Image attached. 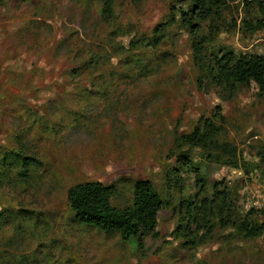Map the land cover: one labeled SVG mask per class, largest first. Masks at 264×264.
Instances as JSON below:
<instances>
[{
    "label": "rangeland",
    "instance_id": "rangeland-1",
    "mask_svg": "<svg viewBox=\"0 0 264 264\" xmlns=\"http://www.w3.org/2000/svg\"><path fill=\"white\" fill-rule=\"evenodd\" d=\"M213 1L194 40L190 0H0V264H264V229L232 225L264 228L246 207L264 190V94L214 71L264 57V0ZM206 122L214 140L184 141ZM139 181L164 202L142 249L76 222L74 187L125 209Z\"/></svg>",
    "mask_w": 264,
    "mask_h": 264
},
{
    "label": "trees",
    "instance_id": "trees-1",
    "mask_svg": "<svg viewBox=\"0 0 264 264\" xmlns=\"http://www.w3.org/2000/svg\"><path fill=\"white\" fill-rule=\"evenodd\" d=\"M109 2L111 0H107L108 4ZM190 2L197 9L196 15L188 17L183 13L182 20L184 24L190 26L191 34L196 40L199 26L194 22L207 20L215 6V1L190 0ZM214 67L215 74L221 83L234 84L235 86L254 83L264 94V57H236L229 54L217 59ZM201 126L200 124L192 134L184 137V141L189 144H197L201 140L212 141L220 132L218 128L207 122L203 125V129L200 128ZM114 193L112 187L105 186L100 182L78 185L68 192L69 207L78 224L94 228L106 235L118 234L124 243L138 239L139 248L142 249L145 235H155L157 218L164 206L163 199L149 181H139L135 184L131 207L125 209L115 207L112 203ZM227 193L229 192L226 190L214 189V194L223 198L222 211L231 214L232 205L226 196ZM208 205L207 201H201L199 204V208L206 211V217H208ZM191 207L193 204L186 205L188 219H191ZM209 225L210 221L206 220L204 229ZM232 225L247 239L260 237L264 229L263 227L260 229L253 227L252 223L246 221L239 225L234 223ZM187 241L193 247L199 245L195 240Z\"/></svg>",
    "mask_w": 264,
    "mask_h": 264
},
{
    "label": "built area",
    "instance_id": "built-area-1",
    "mask_svg": "<svg viewBox=\"0 0 264 264\" xmlns=\"http://www.w3.org/2000/svg\"><path fill=\"white\" fill-rule=\"evenodd\" d=\"M246 207L249 209H255L259 211H264V190L257 191L254 196V200H250L247 202Z\"/></svg>",
    "mask_w": 264,
    "mask_h": 264
}]
</instances>
